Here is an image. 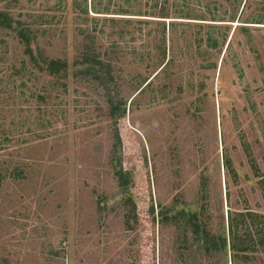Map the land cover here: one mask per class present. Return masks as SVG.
<instances>
[{
	"label": "rangeland",
	"instance_id": "obj_1",
	"mask_svg": "<svg viewBox=\"0 0 264 264\" xmlns=\"http://www.w3.org/2000/svg\"><path fill=\"white\" fill-rule=\"evenodd\" d=\"M0 12L31 30L34 53L0 29V264H264V220H240L255 251L234 257L186 215L229 243L230 218L264 215V0H0ZM110 99L125 109L117 126Z\"/></svg>",
	"mask_w": 264,
	"mask_h": 264
},
{
	"label": "trees",
	"instance_id": "obj_2",
	"mask_svg": "<svg viewBox=\"0 0 264 264\" xmlns=\"http://www.w3.org/2000/svg\"><path fill=\"white\" fill-rule=\"evenodd\" d=\"M76 5L78 9L83 10L81 13L82 15L87 16V17L89 16L90 12H89L88 3L85 6V8H82L81 4L76 3ZM91 12L95 14H100V11H97L95 5ZM0 29H8L18 34L19 38L21 39V41L24 43V45L27 48L26 53L31 58H34V53L32 50L33 37H32L31 30L28 27H26L20 21H17L14 18H12L11 15L5 12H0ZM34 61H37V60L34 59ZM47 68L50 72L56 73L62 70L64 67L58 62L51 61ZM94 72L96 73L95 69H94ZM96 78L100 79L101 81L104 80V78L100 76V74H97ZM110 105H111V116L115 122V125L117 126L119 119L125 116L124 114L125 109L122 105V102L116 103L112 99H110ZM122 149H123V143L121 141V137L119 136L117 138L116 150H118V153L121 154ZM117 163L119 164V168H120L116 171V176H117L119 186L121 187L124 193L130 196L128 197L129 199H126V203L130 204L132 206L131 211L135 212L137 210V205L132 199V194L129 193L130 192L129 186L131 184V180L125 176L122 162L120 160H117ZM226 166L228 170H231L232 166H231V162L229 159L227 160ZM161 215L162 217L164 216L165 218V214L162 213ZM186 215L187 217H189L188 220L198 240H201V239L204 240L207 244H209V247L217 251L227 250V248L229 247L230 250L234 253V257H237L239 254L246 255L247 252L255 251L256 242L254 241V239L256 237L255 238L251 237L250 234L242 235L238 233L237 232L238 226L242 222L247 221L248 218H251L254 221L259 218L264 220V215H260L258 213H254L250 211H247L246 213L244 212L239 213V215L236 216V218L234 217L230 218V221H229L230 243H229V239L226 236H217V237L213 236L211 231L208 229V227L200 221L198 214L189 212V213H186ZM240 220H243V221L241 222ZM258 235H259V241L261 243L264 242V232H260V233L258 232Z\"/></svg>",
	"mask_w": 264,
	"mask_h": 264
}]
</instances>
